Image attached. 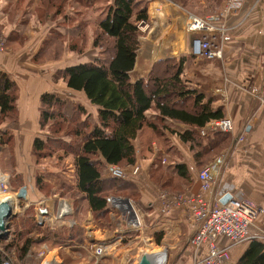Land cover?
<instances>
[{
  "label": "trees",
  "instance_id": "obj_1",
  "mask_svg": "<svg viewBox=\"0 0 264 264\" xmlns=\"http://www.w3.org/2000/svg\"><path fill=\"white\" fill-rule=\"evenodd\" d=\"M152 1L40 0L37 13L41 21L52 14L55 18H62L63 29L74 28L77 33L69 37L66 46L63 41L66 35L52 31L33 62L45 64L62 60L66 52L83 56L90 50L94 51L92 62L67 66L59 70L57 76L68 89L86 95L91 105L97 108V117L95 124L89 122L90 115L83 107L74 108V113L69 117L64 109L65 102L60 97L50 92L41 96L40 128L50 132L57 140L50 137L45 140L36 138L32 154L37 159L43 158L49 153L53 154L58 147L65 154L74 156L77 183L74 189H69L67 193L61 192L59 196L67 199L71 195L69 200L73 211L70 218L76 224L55 236L42 232L45 225L39 224L36 218L24 220L23 226L29 227L31 233L37 229L40 235L37 239L26 238L27 234L19 232L14 234L13 239L10 234L11 240L9 237L6 241H0V247L5 249L6 254H10L13 248L18 250V262H25L28 254L40 247L42 241H49L51 248L68 241L75 245L70 247V253L73 254L78 251L76 245L88 239L81 223L88 212L104 227L111 220L108 210L110 197L129 198L123 194L130 191L133 199L137 200L138 189L132 179L115 178L108 176L107 172L111 166L121 169L134 167L139 158L145 159V156L152 154L153 142L160 149L170 151L166 132L176 135L189 147L199 169L213 162L230 145L229 133L201 135L206 125L225 119L226 113L222 107L215 109L214 99L201 93L184 76V57L160 60L152 66L147 77L133 81L131 73L136 67L141 37L138 25L149 20L148 7ZM172 1L181 3L188 11V6L194 9L191 5L193 0ZM202 1L195 0L194 3L200 4ZM77 4L80 8L75 7ZM222 4L223 0H206L207 6H200L206 13H211ZM18 96V84L7 73L0 71V141L4 148L14 144L13 135L8 129L3 130V127L17 121ZM83 115L88 119L81 120ZM170 122L185 125L189 129L177 131ZM64 139L71 140L67 142ZM53 144L58 146L53 148ZM0 153L4 158L8 155L7 150ZM141 153L145 155L140 157ZM6 164L2 172L9 175L11 190L19 191L24 181L11 151ZM166 169H172L177 179L182 177L191 182L185 165L177 164ZM175 181L173 178L172 185L171 181L165 183V193H186L181 185L177 189ZM36 185L42 192L49 187L41 175L36 177ZM56 194H51L48 188V192L43 195L54 197ZM157 235L156 242L160 245L163 233ZM5 257L0 252V264ZM104 259L99 264H107ZM62 264L67 263L62 261ZM237 264H264V243L251 240Z\"/></svg>",
  "mask_w": 264,
  "mask_h": 264
},
{
  "label": "crops",
  "instance_id": "obj_2",
  "mask_svg": "<svg viewBox=\"0 0 264 264\" xmlns=\"http://www.w3.org/2000/svg\"><path fill=\"white\" fill-rule=\"evenodd\" d=\"M169 1L171 2V0H164V2ZM217 1L222 2V0ZM39 2L40 0H0V41L4 42L5 48L4 52L0 53V71L7 73L19 87L17 121L4 126L3 130L8 129L11 134L13 132L18 172L24 177L25 182L28 173L25 171L28 168L27 163L34 161L31 156L33 142L36 138L45 140L48 134L41 130L39 125L40 99L51 86L47 68H58L62 62L60 60L35 64L33 58L38 54L52 31L69 35V37L77 33L74 28L63 29L62 18H55L52 14L47 15L41 21L37 13ZM177 4L183 8L181 3ZM200 4L203 7L207 6L206 0ZM223 5L224 0L221 6L223 7ZM79 6L77 4L75 7L80 8ZM221 6L215 12L207 13V15L220 12ZM158 7L157 3L150 5V11L155 20H161V23H154V32L158 31L157 41L159 42L155 45L150 43L153 46L150 48L152 59L149 60L151 63L147 64L149 60L146 63L143 62L144 57H149V50L140 49L136 67L131 73V77L133 79V74L136 73L138 76L133 81H138L146 77L156 62L168 58L180 59L184 57V76L201 93L214 99L213 107L215 109L222 107L225 110L226 118H230L234 122L235 128L233 133H229L230 145L224 148L213 162L204 167L206 168L213 163L217 164L216 182L205 197L208 200L212 199L220 185L228 184L235 189V193H232L234 197L251 200L262 208L263 213L251 227V234L254 240L264 243V0H246L240 11L226 20L225 24L228 31L224 35L216 34L212 37L214 43L222 48V59L211 61L193 57L191 36L186 35V41L184 32L178 26H174L172 18H167V14L160 12ZM146 40H152L151 35ZM67 55H69V59L77 56L67 53L64 58ZM87 55H91V58L80 63H89L95 58V52L92 50L83 56L87 57ZM66 89L72 91L67 87ZM72 92L84 95V107L86 109L89 107L94 111L95 120L97 108L91 105L83 92ZM170 124L174 125L175 130L180 132L189 129L185 125L172 122ZM37 128L39 132L44 133L34 136V132L38 131ZM165 134L171 150L160 149L156 142H153L152 154L146 159L140 158L138 160L135 166L140 167V172L137 176L130 178L138 189V199L133 202L143 205V214L140 217L145 223V230L141 235L135 233V237L129 240L123 236L124 234L122 235V229L119 228L118 224L112 226V232L118 234L114 238L118 244L115 245L114 255L104 259L107 264H137L139 259L133 251L138 249L136 246L140 245L141 242L133 244L134 240L147 241L149 245L157 247L168 244L173 251H171L170 264H193L195 261L204 258L207 253L208 244H204L197 250L189 244L193 235V221L186 207L171 210L168 214H161L160 197L162 193L167 192L163 188L165 183L171 181L172 185L174 178L180 183L184 192H190L192 195L200 194L201 182L198 176L204 169H199L194 155L185 143L176 135L169 132ZM240 137L242 140H239ZM21 141L23 143L22 148L20 146ZM137 146L139 147V142ZM24 156L26 161H29L26 163V168L20 160ZM177 164L186 166L191 182L182 177L177 179L172 169H166V167ZM134 167L123 170L131 175ZM33 175L35 177V174ZM107 175L110 176L108 172ZM157 175L167 176L160 179L161 176L157 178ZM4 176L8 177L9 175L4 174ZM165 177L172 179L167 180V182ZM34 195V199H31L40 203V207L37 209L38 214H42V211L45 210L48 212L47 215L42 214L45 220H55L59 226L65 225V227L62 226L64 229L71 228L69 224L73 221L70 218L73 206L70 200L62 198L58 194L53 198H45L37 193ZM31 199L28 197L29 203ZM67 208L69 209L68 215L63 220L57 219V215ZM108 210L113 222L119 214L111 211L109 207ZM86 218L84 228L90 242H93L90 236H93L97 242L105 241L110 234L106 227H101V230L94 227L91 212H88ZM43 225L49 227L47 224ZM49 229L57 231L51 227ZM158 233H163L160 245L156 242ZM121 242L123 243L121 244ZM217 243L222 247L231 245L225 238H219ZM248 245L249 243H245L231 247V260L227 264H237ZM43 246L50 247V242L42 241L40 247ZM55 247L52 250L56 249ZM36 251L35 253H37ZM132 254H135L136 257H133ZM56 257L61 262L58 254ZM165 261H167V255ZM102 264L104 263L102 262Z\"/></svg>",
  "mask_w": 264,
  "mask_h": 264
},
{
  "label": "built area",
  "instance_id": "obj_3",
  "mask_svg": "<svg viewBox=\"0 0 264 264\" xmlns=\"http://www.w3.org/2000/svg\"><path fill=\"white\" fill-rule=\"evenodd\" d=\"M245 1L224 0V5L220 12L207 16L191 14L181 8L180 5L172 4L170 1L169 3H164L173 5L175 8L178 7L176 10L179 11L181 18L185 21V32L188 36H193L191 38V53L193 57L211 61L222 59V48L214 43L212 37L216 34L224 35L228 31L225 24L226 20L239 12ZM152 3L157 2L153 1ZM162 8V6H159L158 10H163ZM167 18L174 19L172 11H169ZM146 22L139 23L140 31H144L142 27ZM4 50V42L0 41V53L4 52ZM234 129V122L230 118H225L206 125L201 130V135L205 137L216 132L233 133ZM239 140H242V137ZM216 169L217 164L213 163L199 173L198 179L201 182L200 194L192 195L190 192L168 194L164 192L160 197L162 203L161 214H168L171 210L183 207L187 208L193 221V235L189 240V244L193 249L197 250L204 244H208L205 257L195 261L193 264H227L231 260V247L254 240L251 234V227L263 213L262 208L251 200L234 197L232 193H235V189L228 184L220 185L215 196L208 200L205 195L214 187ZM139 172V166L134 167L131 175L117 166H111L108 170L110 176L119 179H130L137 176ZM6 181L4 179L3 186L7 184ZM228 194L232 196L231 200L227 204L222 205L221 200ZM134 204L129 198L112 196L109 198L108 206L111 211L121 214L126 220L128 223L127 232H136L141 235L145 230V223L135 211ZM68 213L69 209L67 208L57 215V219L63 220ZM43 219V216L39 213L38 222L42 223ZM75 224V221H71L69 226L73 227ZM219 238H225L231 245L220 246L217 243ZM0 252L6 256L2 264H61L56 255L52 254V251L47 246H43L35 254L30 252L26 261L22 263L6 254L2 247H0ZM114 252L115 248L112 244L101 243L90 247L91 256L96 260L95 264H99L105 257L114 255ZM164 252L166 253V251Z\"/></svg>",
  "mask_w": 264,
  "mask_h": 264
},
{
  "label": "rangeland",
  "instance_id": "obj_4",
  "mask_svg": "<svg viewBox=\"0 0 264 264\" xmlns=\"http://www.w3.org/2000/svg\"><path fill=\"white\" fill-rule=\"evenodd\" d=\"M153 1L157 2V4L159 6L163 7L162 8L163 11L161 10L160 12H163V13L165 12L167 14V16H169V11H172L173 16H174V19L172 22L174 23V26H176V27L178 26V28L180 30H182V32H184L185 38L187 41V36H186L187 33L184 30V24H185L184 22L185 21L181 18L179 11L176 10L178 7L175 8L173 5L166 4L167 2L164 3V0H153ZM194 2H195V0H193V2H191V5L194 7V9H191V7L188 6L186 8L189 9L190 11H188L186 9L185 10L191 14L195 13V15L196 14L200 15V16L207 15L206 10L203 7H201L200 4H197ZM171 3L177 4V2H174L172 0H171ZM100 8H103V7H100ZM148 15H149V20L142 27L144 31H140L141 37H140V48H139V50L140 49L149 50V52H150L149 57L143 58L144 63H146L150 58L152 59L150 48H152L153 46L150 45V43H153V45H155V43L159 42V41H157L158 36H159L158 31L154 32V27H155L154 23H161V20H159V21L157 19L155 20V17L153 16V14L150 11V4L148 7ZM92 17L96 18L95 16H92ZM149 35H151L152 40L147 41L146 38H148ZM190 38H192V36ZM63 39H64L63 41L66 42V46H68L69 35H66ZM66 54H67V52H66ZM91 55H87V57L81 56L79 58L76 56V57L71 58V59H69V55H67L65 58L63 57L64 59L61 60L62 62L60 63V66L58 68L57 67L47 68V70H48L47 74H49V76H50V83H51V86H49L47 92H50L52 94L57 95L58 97H60L65 102V108L64 109H65L66 114L69 117L74 113V108L76 109V107H83L85 109V111L90 115V119H88L86 116L83 115L81 117V120H86V118H87L89 120V122H91L92 124H95L96 119L94 120V117H93L94 111L89 107H87L88 109H86L84 107V103H83V102H85L84 95L83 94H75L72 91L71 92L68 91L66 89L63 81L60 78H58V76H57V72L59 70H62V69L66 68L67 66H70V65L78 64L80 62H83L84 60L88 61L91 58ZM149 62H150V60L148 61L147 64H149ZM142 74L146 75V73H144V72H142ZM147 75H146V77H147ZM133 76H134L133 79H135L138 75H136V73H134ZM30 127H31V125H30ZM37 130H38V128H37ZM43 131L48 133L47 138L50 137V138L55 139V137L52 136V134L50 132H48L47 130H43ZM9 133H10V131H9ZM43 133L39 132V130H38L37 132L36 131L34 132V136H36V134L41 135ZM12 134H13V132H12ZM42 136H45V135H42ZM47 138H45V139H47ZM55 140H57V138ZM64 140L68 142L71 139H64ZM19 141H20V139H19ZM19 141H18V143H19ZM1 143L2 142L0 141V152L5 151V148H6V150L8 151V155H7V157L4 158L3 155L0 153V159H1V161H0V165H1L0 166V178H4L7 180L6 181L7 184L4 185L5 187L3 186V183L0 185V196L7 195V196H11L14 198V200L12 202V206L14 205L13 208H14L15 217L10 220V226H11L10 227V230H11L10 234H12V239L15 236L14 234H19V232H22L23 234H27L26 238L37 239L39 237L37 229H35L33 231L31 230L32 231V233H31L29 231V227L23 226L24 220H26L28 218H36V221L38 222V212L39 211L37 209L40 207V203L35 202L36 200L35 201L32 200L35 197L34 194L37 193L39 196L42 195V197H45V198H53V196L46 197V195H43L45 192L46 193L48 192V188H49L51 194L56 192L58 195H60L61 192L67 193L69 189H72V188L74 189L75 183H76V173H74V170H75L74 156L71 154H65L61 149L59 150L57 147L56 151L53 154L49 153L47 156H45L43 158H39V159H37L31 153V156L34 160L32 162L26 161L27 159L25 158V156L20 158V160H22V162L24 163L25 168L28 165V168L26 170L23 168L26 171V173L28 172L26 174V176H27L26 182H25L24 177H23V181H24L23 187H25L27 185L26 187L28 190V197H29V199L32 198L30 200V203H29L28 197H27V201H18L16 199V195H17L18 191L11 190V187L9 184V176L8 177L4 176L3 172L1 173V171H3V166L7 165L6 164L7 158L8 159L10 158V151L13 153V158L16 160V163L18 162L17 157H16L14 144L13 145L9 144V145H7V147L5 146V148H4V147H2L3 145ZM136 145H137V143H136ZM20 146H21V148L23 147L22 141L20 142ZM55 146H58V145L57 144L52 145L53 148H55ZM139 155H140V157H143L145 155V153H141ZM145 157L148 158V155ZM27 162H29V163H27ZM19 163H20V161H19ZM26 163H27V165H26ZM17 170H19V168ZM34 171H35V173H34ZM33 174H35V177ZM38 175L43 176L46 183L49 185V187L45 190V192L39 191L37 188L36 177ZM160 176H162V175H157V178H159ZM164 176H167V175H164ZM176 184L178 185L177 189H179L180 183L178 181H176L174 183V185H176ZM6 191H7V193L5 194ZM123 195H125L126 197H129V199L132 201L135 200V199H133L134 197L132 196L130 191L126 192ZM69 196H71V195H69ZM69 196H68L67 200H69ZM136 206L138 208L140 207L141 209H143V205L136 204ZM120 215L121 214L117 215L113 222L110 220L108 222L109 224L108 223L105 224V227L110 232V234H109V236H107L108 238L105 239V241H103V242H99V241L97 242L93 239V236H90V239H92L93 242H90V240L88 238L85 243L77 244L76 247L78 248V251L73 252V254L70 253V247H75V245L69 244L70 242H68V241H65L63 244H58V247L56 246L57 247L56 249L52 250L51 247H48V248L52 252L54 250H56V254L59 255V258L61 260V264H62V261L67 263V264H95L96 260L91 256V253H90V247L92 244L93 245L94 244L99 245L101 243L112 244L116 249L115 245L118 244V242L114 238H116V236H118V234L112 232L113 231L112 226H115V224H118V226H120L119 228L122 229V235L124 234L123 236H125V238H127L129 240H130V238L133 239L135 237L136 232H127L128 223ZM86 220H87V218L82 219V222H81L82 226H85L84 222ZM30 224H32L31 220H30ZM41 224L42 225L47 224L49 226V227L45 226L42 229V232H44L45 234L48 233V234H52V235L56 236V234H62L66 230V229L62 228V226L65 227V225L59 226V223H57V221H55V220L49 221L47 219L46 220L43 219V223H41ZM93 225H94V227L99 228L101 230V227H102L101 223H98L94 217H93ZM50 227L53 229H56L57 231H54V230L51 231V229H49ZM32 235H33V237H31ZM112 235H114V236H112ZM119 236H121V235H119ZM9 240H11V237L9 238ZM138 242H141V243H139L140 245L136 246V248H138V249L133 251V253H136V256L138 257V259H140L141 256L145 253L146 254H152V253H156V252L166 251V253H167V261L166 262H167V264H170L171 251L172 250L168 244H163L161 247H157L154 245L153 246L149 245V243H147V241L142 242V241H135V240L133 241V244H137ZM19 243H20V241H19ZM122 243L123 242H121V244ZM42 248L43 247L38 246L35 250H40ZM35 250H32V254H35ZM4 252H6L5 249H4ZM85 252L87 253L86 256L84 255ZM9 255L13 259H16V257H18V250L16 248H13V250H11ZM132 256L134 257L135 254H132ZM32 259H34V258H32Z\"/></svg>",
  "mask_w": 264,
  "mask_h": 264
},
{
  "label": "water",
  "instance_id": "obj_5",
  "mask_svg": "<svg viewBox=\"0 0 264 264\" xmlns=\"http://www.w3.org/2000/svg\"><path fill=\"white\" fill-rule=\"evenodd\" d=\"M28 191L26 187H22L16 195V199L18 201H26L27 200ZM231 195H226L222 200L221 204L225 205L231 200ZM43 215H47L48 212L43 210ZM15 217L14 208L8 200H2L0 202V241L8 240L10 237V220ZM153 254H143L139 259L137 264H156L153 261Z\"/></svg>",
  "mask_w": 264,
  "mask_h": 264
},
{
  "label": "bare ground",
  "instance_id": "obj_6",
  "mask_svg": "<svg viewBox=\"0 0 264 264\" xmlns=\"http://www.w3.org/2000/svg\"><path fill=\"white\" fill-rule=\"evenodd\" d=\"M4 177V176H3ZM4 182V178H0V185ZM2 200H8L9 202H13L14 198L11 196H0V202ZM14 206V205H13ZM135 211L137 212L138 215H142L143 214V209H141L140 207L138 208L136 206V204L133 205ZM56 253V251H53L52 254ZM154 255L153 257V261H155L156 264H166L165 258H166V253L164 251L162 252H156V253H152Z\"/></svg>",
  "mask_w": 264,
  "mask_h": 264
}]
</instances>
